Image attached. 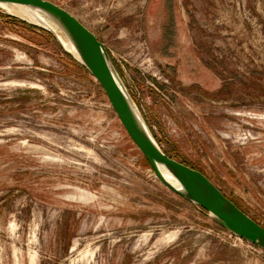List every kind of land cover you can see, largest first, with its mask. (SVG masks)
<instances>
[{"label": "rangeland", "instance_id": "1", "mask_svg": "<svg viewBox=\"0 0 264 264\" xmlns=\"http://www.w3.org/2000/svg\"><path fill=\"white\" fill-rule=\"evenodd\" d=\"M51 1L105 43L159 145L264 225V0ZM7 5L0 264H264L160 181L95 77Z\"/></svg>", "mask_w": 264, "mask_h": 264}, {"label": "water", "instance_id": "2", "mask_svg": "<svg viewBox=\"0 0 264 264\" xmlns=\"http://www.w3.org/2000/svg\"><path fill=\"white\" fill-rule=\"evenodd\" d=\"M0 4L19 5L34 14L38 22L32 23L52 33L65 51L95 77L129 136L164 185L204 210L230 233L264 249V225L241 209L205 173L170 156L159 145L119 74L107 46L94 31L71 11L51 0H0ZM41 16L58 25L77 54L65 47L57 30Z\"/></svg>", "mask_w": 264, "mask_h": 264}, {"label": "bare ground", "instance_id": "3", "mask_svg": "<svg viewBox=\"0 0 264 264\" xmlns=\"http://www.w3.org/2000/svg\"><path fill=\"white\" fill-rule=\"evenodd\" d=\"M10 6V5H7ZM10 10H12L13 12H16L17 14H19L20 16H22L23 18L32 21V22H38L37 18L35 17L34 14H31L28 10H26L24 7L19 6V5H15V4H11L10 7H8ZM11 14V13H10ZM43 18V20L49 24L53 29L55 30H59L60 28L58 27V25L56 23H54L53 21H51L50 19L41 16ZM60 31V30H59ZM61 35V39L63 41V44L65 45V47L70 50L71 52L77 54L76 49L73 47L72 43L69 41V39L65 36V34H63L62 32L60 33ZM171 181L176 182L172 177L168 176Z\"/></svg>", "mask_w": 264, "mask_h": 264}, {"label": "trees", "instance_id": "4", "mask_svg": "<svg viewBox=\"0 0 264 264\" xmlns=\"http://www.w3.org/2000/svg\"><path fill=\"white\" fill-rule=\"evenodd\" d=\"M35 27H37V26H35ZM46 32V31H45ZM168 153V152H167ZM169 154V153H168ZM172 156V155H171ZM183 162V161H182ZM185 163V162H184ZM186 164H188V163H186ZM191 166V165H190ZM193 167V166H192ZM194 168H196V167H194Z\"/></svg>", "mask_w": 264, "mask_h": 264}, {"label": "built area", "instance_id": "5", "mask_svg": "<svg viewBox=\"0 0 264 264\" xmlns=\"http://www.w3.org/2000/svg\"><path fill=\"white\" fill-rule=\"evenodd\" d=\"M229 232V231H228ZM232 234V233H231Z\"/></svg>", "mask_w": 264, "mask_h": 264}]
</instances>
